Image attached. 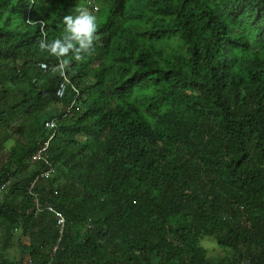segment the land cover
<instances>
[{
  "label": "trees",
  "instance_id": "1",
  "mask_svg": "<svg viewBox=\"0 0 264 264\" xmlns=\"http://www.w3.org/2000/svg\"><path fill=\"white\" fill-rule=\"evenodd\" d=\"M0 264H264V0H0Z\"/></svg>",
  "mask_w": 264,
  "mask_h": 264
},
{
  "label": "clouds",
  "instance_id": "2",
  "mask_svg": "<svg viewBox=\"0 0 264 264\" xmlns=\"http://www.w3.org/2000/svg\"><path fill=\"white\" fill-rule=\"evenodd\" d=\"M97 7L98 6L94 4L95 10ZM75 12H76L75 15L69 14L63 17L64 29L60 37L55 38L53 40H49L47 38V33L44 31L45 25L43 24L41 28V37L39 38V41H38L40 50L42 52L48 53L50 56L55 57L59 62L58 65L53 68V71L59 72L61 75H63V81L61 82L65 84L63 95L65 94V90L67 86L71 84V80L64 73V70L67 68V66L70 63L67 57L69 56V54H71L72 57L76 61H81L83 60L85 55H90L91 52L93 51V45L96 39V31L98 27L96 15L90 12L87 8L77 7L75 9ZM42 63L46 64V68L48 67V64L45 61H41L40 66ZM41 68L46 69V68H43V65L41 66ZM61 83L59 84V86L61 85ZM59 86L57 87V90ZM57 96L59 95L57 94ZM48 121H54V120H48ZM56 125L57 124L55 123V121L52 127H47L45 123V127L48 129H52L53 132L49 136V138L42 145L39 146V148L33 153V155L42 146L47 145V149L44 153L45 160H47V150L49 147V142L56 132ZM33 155H32V158H33ZM47 163H48V160H47ZM51 170L52 168H49L46 171H43L41 176L42 175L45 177L49 176L51 173ZM46 172H48L47 175H46ZM43 209L45 208H43L42 206V210ZM47 209H48V206H47ZM54 250H56V247H54Z\"/></svg>",
  "mask_w": 264,
  "mask_h": 264
},
{
  "label": "built area",
  "instance_id": "3",
  "mask_svg": "<svg viewBox=\"0 0 264 264\" xmlns=\"http://www.w3.org/2000/svg\"><path fill=\"white\" fill-rule=\"evenodd\" d=\"M43 65V68H46V64L45 63H42L41 66ZM64 88H65V84L64 83H61V85L59 86L58 90H57V94L59 96H62L63 95V92H64ZM54 125V121H47L46 122V126L47 127H52ZM47 149V145L45 146H42L34 155H33V160H38V159H45V151ZM47 161V160H46ZM48 174V172H46V175ZM36 206H37V210L38 211H41L42 210V206L41 204L38 202V200H36ZM48 209L49 210H52V211H55L53 209L52 206H48ZM58 219H59V223L62 225L64 223V219L63 217L58 214Z\"/></svg>",
  "mask_w": 264,
  "mask_h": 264
},
{
  "label": "rangeland",
  "instance_id": "4",
  "mask_svg": "<svg viewBox=\"0 0 264 264\" xmlns=\"http://www.w3.org/2000/svg\"><path fill=\"white\" fill-rule=\"evenodd\" d=\"M96 6H99L98 1L94 3ZM95 10V8H94ZM202 244L207 248L209 255L211 256H220L225 253V251L219 246L213 238L205 237L202 240ZM19 250L17 246H14L10 252V256L19 257Z\"/></svg>",
  "mask_w": 264,
  "mask_h": 264
}]
</instances>
